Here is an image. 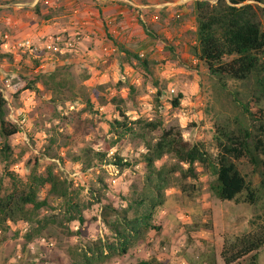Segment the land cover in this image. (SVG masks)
Listing matches in <instances>:
<instances>
[{"label": "rangeland", "instance_id": "1", "mask_svg": "<svg viewBox=\"0 0 264 264\" xmlns=\"http://www.w3.org/2000/svg\"><path fill=\"white\" fill-rule=\"evenodd\" d=\"M130 1L131 7L126 6L128 21L111 19L103 24L101 33L98 32L99 38L108 36L109 43L110 38L115 40L112 44L117 48L112 53L102 50V55H89L87 50H80L77 42L88 35L81 27L74 34L79 38L74 36L70 40L68 35L54 33L61 39L40 43L35 53L29 54L13 45V50L3 52L11 54L13 59L0 58V89L7 99L6 117L19 127L17 134L7 139L12 148L11 169L24 179L33 156L38 157L40 170L53 162L58 174L75 186L85 187L81 198L91 202L82 210L83 223L66 222L62 219L59 201L51 198V207L41 210L40 216L54 214L62 224H48L30 241L24 239L31 227L25 222L8 223L5 229L0 228V264H72V260L82 264L79 252L92 247L98 239L111 240L100 218L101 204L112 201L117 207L124 206L122 197L128 196L134 187L141 189L145 170L141 162L144 140L152 143L158 137L157 132H144L137 126V132H144V139L134 135L116 139L108 155L116 153L134 163L122 172L109 164L86 167L82 161L73 162L72 158L83 153L85 148L98 150L114 140L115 131L111 132L109 122L118 117L113 105L107 102L111 96L124 99L122 109L128 120L159 119L162 127L177 126L184 140L202 143L212 155L217 153L212 139L214 124L224 125L229 121L230 128L234 129V120L241 118L227 101L228 96L223 92L221 97L216 96L214 80L190 52L191 44H195L194 0ZM45 6L47 4L42 9ZM4 10L8 15L7 9ZM25 11L23 8V17ZM123 22L133 24L127 28L129 32L121 28ZM143 26L155 37H148ZM10 30L16 35L13 44L25 35V32L19 33L16 26L12 27L7 18H1V33ZM127 33L131 34V39ZM66 42L71 43L70 49L60 52L61 47L67 48ZM123 50L147 57L149 70ZM22 52H25L24 57ZM56 67L64 68L60 76L73 81L75 92L80 97L90 98L92 104H86L81 98L64 99L63 92L45 88L39 82L32 90L24 89L28 76ZM130 85L134 90L129 92ZM158 85L162 95L156 99ZM227 85V90L232 92L241 89L239 82L234 80ZM178 92L183 97L180 104L174 106L171 100ZM233 161L249 185L256 188L260 180L258 170L244 156L233 158ZM174 164L177 161L169 154L155 162L156 166L165 167ZM194 166L195 177L181 179L184 177L177 173L169 177L164 202L155 212L160 230L149 229L144 239L126 254L92 264H130L137 259H154L165 264H224L220 253L224 241L256 232L264 226V189L257 190L256 200L251 204L240 199L221 200L209 188L212 176L199 164ZM99 168L106 173L103 175L108 187L101 202H92L86 191L91 184L96 188L94 181ZM185 168L182 164L181 170ZM45 194L46 188L42 189L40 197ZM256 262L264 264V245L258 250Z\"/></svg>", "mask_w": 264, "mask_h": 264}, {"label": "trees", "instance_id": "2", "mask_svg": "<svg viewBox=\"0 0 264 264\" xmlns=\"http://www.w3.org/2000/svg\"><path fill=\"white\" fill-rule=\"evenodd\" d=\"M125 4L131 7L128 2ZM33 10L39 14V3L33 6ZM193 10L195 44H191L190 52L214 80L218 93L216 96L221 97V92L228 96L227 101L241 118L234 120V129L230 128L229 121L224 125L214 124L212 139L217 153L212 155L202 143L184 140L177 126L162 127L159 119L128 120L122 109L124 99L111 96L107 102L113 105L118 117L109 122L111 132L115 131L114 140L98 150L85 148L83 153L72 158L73 162L82 161L86 167L109 164L122 172L134 163L116 153L108 155L116 139L134 135L142 140L144 132H157L158 137L152 143L144 140L145 150L141 154V162L145 170L141 178V189L134 187L128 196H123L124 206L117 207L112 201L101 204L100 218L111 240L98 239L92 247L79 252L82 264L122 256L134 244L143 240L149 229L160 230L161 227L155 222V212L164 202L169 177L176 173L184 177L181 179L195 177V164H199L201 169L212 176L209 188L221 200L240 199L251 204L256 200L257 190L264 189V0H194ZM143 27L148 37H155L146 26ZM112 47L116 51L117 47ZM123 51L126 55H132L146 71L149 70L147 57ZM22 56H25V52H22ZM0 58L12 60L13 56L0 53ZM63 69L56 67L31 74L24 89L32 90L39 82L45 88L63 92L64 99L81 98L86 104H92L90 98L80 97L75 92L73 81L60 76ZM230 80L239 82L241 89L233 92L227 90V82ZM160 88L158 85L156 99L162 95ZM132 90L134 86L130 85L129 92ZM97 97L104 100L101 96ZM182 97V93L178 92L171 104L178 106ZM6 111L7 99L0 89V228L5 229L9 222H25L31 227L25 232L24 239L30 241L39 236L48 224H62L54 214L40 216L41 210L51 207L49 200L52 199L59 201L63 209L62 219L83 223L82 210L91 203L81 198L85 187L75 186L58 174L53 162L47 163L40 170L38 157L33 156L24 179L11 169L12 148L7 139L17 134L19 127L7 119ZM137 126L144 132H137ZM165 154L174 158L177 164L156 166L155 162ZM243 156L259 172L260 180L256 188L249 185L233 161V158ZM182 164L186 165L185 170H181ZM99 169L94 181L96 188L91 184L86 191L92 197V202H101L104 190L108 187L103 175L106 173L103 168ZM45 188L46 194L40 197V192ZM263 245L264 226L256 232H247L233 240L224 241L220 253L224 264H257L256 256ZM72 264L77 262L72 260ZM130 264L165 263L154 259H137Z\"/></svg>", "mask_w": 264, "mask_h": 264}, {"label": "crops", "instance_id": "3", "mask_svg": "<svg viewBox=\"0 0 264 264\" xmlns=\"http://www.w3.org/2000/svg\"><path fill=\"white\" fill-rule=\"evenodd\" d=\"M6 1L7 2L5 3L0 2V21L1 18H7L9 23L12 24V27H17L19 33L22 34L25 32V35L22 38L29 37L40 45L42 42L46 43L51 40L50 37L54 35V33H58L62 36L68 35L70 37L68 39L71 40L75 36L74 34L78 33V30H81L82 27V30L86 29L88 31V35L84 34L85 36L82 37V40H79L77 43L80 46V50H87L89 55H93L95 53L102 55L101 51H105V46H114L112 44V42H115L114 39L110 38L111 43H109L108 36L105 35L104 37L101 36L102 38H99L100 35L98 32L101 31L103 24L110 22L111 19H121L126 21L127 17L129 16V12L125 2L127 1L128 3H131L130 0H31V2L28 0ZM36 3H40L41 5V11L39 14L35 13L33 10V6ZM44 4H47V6H45V9H42ZM23 8L26 10L25 17H23V13H21ZM4 9H7L9 13L8 15H5L6 13ZM27 17H29V19H27ZM123 25H125V27ZM132 25L133 24H130V22H128L127 25L123 22L121 28L125 29V32H129V29L127 28ZM22 27L24 29H21ZM19 29L22 31H19ZM11 32L13 31L10 30L2 34L0 31L2 34V36H0V53L7 51V49L13 50V38L16 37V35ZM128 36L131 39L130 33ZM103 40L105 42H103ZM85 41H87V44ZM87 45L89 46L86 47ZM68 48L69 47H61L59 50L63 51L67 50ZM112 52L113 51L109 53Z\"/></svg>", "mask_w": 264, "mask_h": 264}, {"label": "built area", "instance_id": "4", "mask_svg": "<svg viewBox=\"0 0 264 264\" xmlns=\"http://www.w3.org/2000/svg\"><path fill=\"white\" fill-rule=\"evenodd\" d=\"M51 40H55V41H59L61 39L60 36L58 35H52L50 37ZM70 42H67V47H70ZM14 47L16 46L18 49H23L24 51H26L29 54L35 53V51L38 49L39 44H37L35 41H33L31 38L29 37H25L22 38L21 40H18L17 42H14ZM104 50L107 52H111V51H115V48L112 46H108V47H104ZM60 52H62L61 50H59ZM40 67H43V65H41ZM10 223V222H9Z\"/></svg>", "mask_w": 264, "mask_h": 264}]
</instances>
